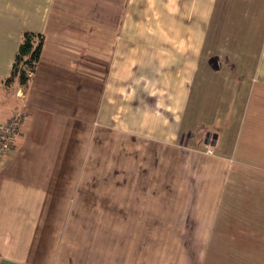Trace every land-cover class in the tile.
I'll use <instances>...</instances> for the list:
<instances>
[{
    "label": "crops",
    "instance_id": "1",
    "mask_svg": "<svg viewBox=\"0 0 264 264\" xmlns=\"http://www.w3.org/2000/svg\"><path fill=\"white\" fill-rule=\"evenodd\" d=\"M20 111L0 264H264V0H0Z\"/></svg>",
    "mask_w": 264,
    "mask_h": 264
},
{
    "label": "trees",
    "instance_id": "2",
    "mask_svg": "<svg viewBox=\"0 0 264 264\" xmlns=\"http://www.w3.org/2000/svg\"><path fill=\"white\" fill-rule=\"evenodd\" d=\"M44 37L42 34L25 31L17 51L11 76L2 80L11 87L13 83L27 87L32 74L38 65L43 49Z\"/></svg>",
    "mask_w": 264,
    "mask_h": 264
},
{
    "label": "built area",
    "instance_id": "3",
    "mask_svg": "<svg viewBox=\"0 0 264 264\" xmlns=\"http://www.w3.org/2000/svg\"><path fill=\"white\" fill-rule=\"evenodd\" d=\"M25 121V114L17 112L13 114L2 126H0V165L3 164L4 158L14 146L15 138ZM213 153V148L208 149Z\"/></svg>",
    "mask_w": 264,
    "mask_h": 264
},
{
    "label": "water",
    "instance_id": "4",
    "mask_svg": "<svg viewBox=\"0 0 264 264\" xmlns=\"http://www.w3.org/2000/svg\"><path fill=\"white\" fill-rule=\"evenodd\" d=\"M208 136L210 137V139H213V142H216L217 140V134H214V133H209Z\"/></svg>",
    "mask_w": 264,
    "mask_h": 264
},
{
    "label": "rangeland",
    "instance_id": "5",
    "mask_svg": "<svg viewBox=\"0 0 264 264\" xmlns=\"http://www.w3.org/2000/svg\"><path fill=\"white\" fill-rule=\"evenodd\" d=\"M158 49H159V50H163V49H165V48H161V47H159ZM143 50H144V48H143ZM224 51H225V50H224Z\"/></svg>",
    "mask_w": 264,
    "mask_h": 264
}]
</instances>
